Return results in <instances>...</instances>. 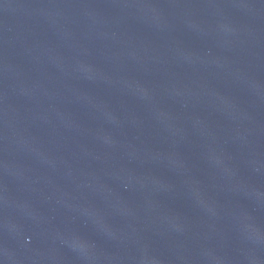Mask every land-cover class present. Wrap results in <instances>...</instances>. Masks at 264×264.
Listing matches in <instances>:
<instances>
[{
    "label": "water",
    "instance_id": "obj_1",
    "mask_svg": "<svg viewBox=\"0 0 264 264\" xmlns=\"http://www.w3.org/2000/svg\"><path fill=\"white\" fill-rule=\"evenodd\" d=\"M0 264H264V0H0Z\"/></svg>",
    "mask_w": 264,
    "mask_h": 264
}]
</instances>
